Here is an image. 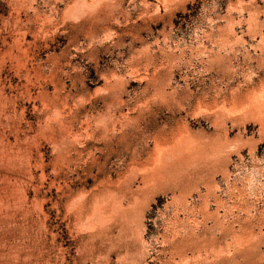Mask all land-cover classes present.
Returning <instances> with one entry per match:
<instances>
[{
  "label": "rangeland",
  "instance_id": "374dc122",
  "mask_svg": "<svg viewBox=\"0 0 264 264\" xmlns=\"http://www.w3.org/2000/svg\"><path fill=\"white\" fill-rule=\"evenodd\" d=\"M0 264H264V0H0Z\"/></svg>",
  "mask_w": 264,
  "mask_h": 264
},
{
  "label": "bare ground",
  "instance_id": "6f19581e",
  "mask_svg": "<svg viewBox=\"0 0 264 264\" xmlns=\"http://www.w3.org/2000/svg\"><path fill=\"white\" fill-rule=\"evenodd\" d=\"M175 152L176 151H174L172 153L174 154ZM84 196H86L83 198L84 199L83 200V207H84L85 213H89V215L92 216L93 218L94 217L99 218L98 220L96 218V220L99 221V223H100V221H103L105 224L101 223L102 226L103 225L106 226V223H108V221L111 219L114 221V184L113 183L108 185V186L97 187V189L92 191L88 196L86 194ZM112 222H111V224H112ZM96 225H98V224L96 223ZM102 226H97V227H98V229H100V227L102 228ZM103 229L104 228H102L101 230L103 231ZM106 229H107V227H106ZM111 229H113V227L110 226L109 231ZM103 233H106V231H103ZM105 236H106V234H105Z\"/></svg>",
  "mask_w": 264,
  "mask_h": 264
}]
</instances>
